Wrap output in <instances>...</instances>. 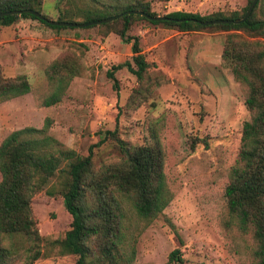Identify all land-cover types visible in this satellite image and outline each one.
Returning a JSON list of instances; mask_svg holds the SVG:
<instances>
[{
  "label": "rangeland",
  "instance_id": "obj_1",
  "mask_svg": "<svg viewBox=\"0 0 264 264\" xmlns=\"http://www.w3.org/2000/svg\"><path fill=\"white\" fill-rule=\"evenodd\" d=\"M247 1L150 3L160 16L174 11L208 15L241 10ZM262 3L264 13V0ZM65 6L64 0H42L40 13L56 21ZM128 34L137 37L149 64V77L161 82L144 102L130 106L126 102L135 87L134 77L125 68L115 71L113 88V80L106 75L112 66L129 61L131 56L129 45L117 36L101 38L95 28L53 30L31 19H17L9 27H0L1 75H23L30 86L27 94L0 103V141L14 130L40 129L49 119L47 136L62 148L85 156L98 140V131L116 126L118 138L128 146L150 144L154 132L163 149L173 196L161 215L136 238L130 264H166L168 253L176 249L180 264H251L250 239L238 232L223 197L242 124L249 118L238 84L220 65L229 32L181 33L136 21ZM65 56L75 59L78 74L58 104L43 107L41 100L48 93L44 70L54 59ZM94 155L97 164L115 160L118 151L103 146L94 149ZM52 181L30 201L41 239V256L33 264H74V256L60 255L52 244L63 239L71 222L61 197L45 192ZM2 244L8 247L9 239L4 237Z\"/></svg>",
  "mask_w": 264,
  "mask_h": 264
},
{
  "label": "trees",
  "instance_id": "obj_2",
  "mask_svg": "<svg viewBox=\"0 0 264 264\" xmlns=\"http://www.w3.org/2000/svg\"><path fill=\"white\" fill-rule=\"evenodd\" d=\"M42 0H0V13L19 11V15L0 18V27H9L17 19L36 20L53 30L66 27L47 25L24 13H40ZM56 21L88 23L121 14L108 23L90 26L101 38L113 34L129 45L130 59L111 67L106 75L125 68L135 79L126 102L138 105L151 95L161 82L148 75L149 64L138 47L137 37L128 34L136 21L161 25L181 33L218 30L229 32L220 54L221 67L229 70L238 84L248 121L242 124L236 156L226 174L223 197L226 211L238 232L251 242V264H264V13L257 0L249 16L239 24H211V21L241 19L252 0L241 10L215 12L208 15L174 11L157 15L150 0H64ZM138 11L163 20L148 21ZM42 17L52 21L46 16ZM72 29V28H71ZM241 34L251 40H247ZM261 39L262 41H259ZM78 65L70 57H58L44 70L48 93L41 106L50 107L63 98ZM25 76L4 78L0 71V103L27 94ZM50 120L40 129L24 127L11 131L0 141V264L20 260L33 264L40 256V236L30 208L34 194L47 187L48 196H59L70 215L69 230L63 239L53 241L60 255H72L74 264H130L138 235L156 218L172 199L164 170V153L156 133L151 143L128 146L113 130L98 131V140L85 156L62 148L47 136ZM107 146L118 151L109 162L95 163L94 149ZM173 230V227L169 224ZM175 232V231H174ZM175 234V233H174ZM9 239L8 247L2 244ZM178 250L168 253L166 264H180Z\"/></svg>",
  "mask_w": 264,
  "mask_h": 264
},
{
  "label": "water",
  "instance_id": "obj_3",
  "mask_svg": "<svg viewBox=\"0 0 264 264\" xmlns=\"http://www.w3.org/2000/svg\"><path fill=\"white\" fill-rule=\"evenodd\" d=\"M257 0H252L250 5L248 6L247 10L245 11V14L243 15V17L241 19L238 20H234V21H211V22H204L201 23L202 25H211V24H228V23H232V24H239L243 21H245V19L249 16L252 8L254 7L255 3ZM26 14H29L33 17H35L36 19L40 20V21H44L47 25L49 26H54V27H68V28H86V27H90V26H96L99 24H103V23H108L116 18H119L121 16V14L116 15V16H112L106 19H102V20H98V21H93V22H88V23H81V24H75V23H65V22H58V21H48L46 19H44L42 17V15H40L39 13L30 11V10H25L23 11ZM19 11H11V12H5V13H0V18L7 16V15H19ZM124 14L126 15H139L141 17H143L145 20L148 21H157V20H163L164 18L162 17H150L147 16L141 12L138 11H128L125 12Z\"/></svg>",
  "mask_w": 264,
  "mask_h": 264
}]
</instances>
